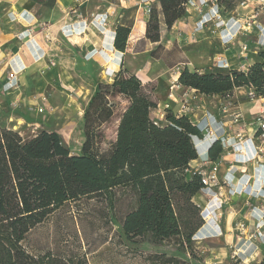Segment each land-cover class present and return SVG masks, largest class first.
I'll return each instance as SVG.
<instances>
[{"label": "trees", "instance_id": "16d2710c", "mask_svg": "<svg viewBox=\"0 0 264 264\" xmlns=\"http://www.w3.org/2000/svg\"><path fill=\"white\" fill-rule=\"evenodd\" d=\"M189 1L158 0L169 30L188 18ZM54 3L51 0L46 5L52 7ZM228 5L227 10L237 6L229 9ZM139 31L138 24L132 38ZM130 33L127 26L117 27L113 46L118 52L126 51ZM146 39L152 43L161 40L155 5L146 24ZM163 50L160 44L150 56L159 59ZM178 83L203 95L222 98L232 96L238 88L253 87L256 95L264 98V49L247 72L232 69L200 73L186 67ZM111 86L130 104L107 152H101L97 143L100 129L110 117L108 103L97 104L103 93L91 99L85 113V141L78 155H71L56 132L42 131L26 140L19 132L0 127V264L61 263L51 254L37 257L27 252L23 243L28 234L53 219L67 203L95 200L113 210L116 191L121 187L136 196L135 207L121 223L127 236H149L156 244L174 242L183 251H190L195 235L205 224L202 209L194 200L203 190L201 175L189 168L199 158L196 144L203 138L202 130L188 117H178L171 110L167 112V124H156L152 112L158 102L135 74L124 76L120 70ZM222 152L219 141L208 148L213 161ZM165 262L193 264L175 258Z\"/></svg>", "mask_w": 264, "mask_h": 264}, {"label": "rangeland", "instance_id": "374dc122", "mask_svg": "<svg viewBox=\"0 0 264 264\" xmlns=\"http://www.w3.org/2000/svg\"><path fill=\"white\" fill-rule=\"evenodd\" d=\"M42 1L45 5L51 2V0ZM238 1L240 0H226L220 1V3L229 4V9H231L237 5ZM240 12L242 11L240 10ZM83 30L86 31L85 29ZM104 30L98 28L88 31L96 40H99V37H103L104 42L102 45H98L97 49L93 46H87L86 55L83 54L82 56L85 57L88 63H80V65L82 64L81 66L77 64L75 67V61L67 58L61 63L62 70L66 74L62 77L59 74H52L54 76L50 78L51 82L46 85L44 82L46 81L45 78L37 73L38 77L31 79L28 77L22 78L21 82H19V87L16 89L10 88L7 91L4 86L1 87L0 127L15 130L26 140L31 139L42 131L56 132L61 135L65 144L69 147L71 155H78L85 141V113L89 109L91 99L97 93H103L104 98H100L97 104H104L106 101L110 117L102 125L97 143L101 152H107L116 140L121 117L130 104L128 98L121 95L116 88L111 86L119 75V69L122 70L124 76L131 75L137 71L142 82H146L153 99L158 102L157 110L152 112V118L159 124H167L166 116L168 110L179 116L181 101L184 99L190 101L193 107L188 116L189 120L193 124L200 120L199 110H195L194 104L196 103L195 97L201 93L193 91L189 87L180 86L178 80L175 79L176 74L181 72L183 68V66L177 64L182 58L181 50H173L168 54L167 65H176V70L174 69L167 73L159 71L157 75L151 76L154 81L150 82L147 81L145 73L139 72V69L149 70L151 68V66L146 64V60L143 57L137 60L133 57V54L129 53V56L125 57L123 55L120 58V63L116 55L112 56L111 42L107 39L108 35L105 34ZM250 38L246 37L243 41H248L251 44L252 39ZM217 40L219 41L220 39L217 38ZM144 48L147 49L148 47L145 46L143 41L136 43L134 47L135 51L143 50ZM187 48L193 55L210 56L212 61L213 57L221 52L212 37L211 42L209 39H205L201 44L191 45ZM66 50L68 51V49ZM110 56H112L111 61ZM106 62L108 63L106 64ZM114 63H120L118 69L109 71L108 67ZM249 63L251 62H246L245 64ZM50 64L52 68L59 66L57 62H55V65L51 62ZM126 66H129L131 71L126 69ZM207 71L211 72V68L208 67L204 71L199 72L204 73ZM167 95L171 97V99L169 98L171 100L169 103L165 101ZM199 98L201 102H204V105H207V109L208 107L211 108L212 113L218 110L217 100L213 96L208 99L205 97ZM263 99L258 96L257 100L249 102L248 107L256 104L262 105V107L257 105L259 109L257 107L255 109L259 113V110L264 109ZM242 100H247V98ZM166 105L169 107L166 108ZM177 105H179V108ZM195 112H198L197 115H194ZM198 126L203 128L202 125ZM200 141H197L196 144L199 155L202 152ZM248 166L251 168V163H248ZM206 167L208 168V166ZM189 168L190 171L194 170L191 166ZM233 172L237 173L238 180L244 182L251 180V172L248 170L234 169ZM263 188V184L255 186V190L262 194H264ZM236 189L234 187V192L237 191V193L224 190V199L227 201L231 195H243V189L241 192ZM248 192L249 189H246L245 193ZM116 193L117 198L113 210H109L104 204L95 200L87 201L84 204L79 202L67 203L65 207L56 213L53 219L39 225L30 232L23 246L27 252L34 256L51 254L62 260L61 263L56 264H168L165 262L168 258H175L181 262L186 261L193 264L199 263V261H201V264H207L206 262L208 264L215 262L217 264H264V248L253 254L250 251L253 247L252 245L247 248L241 246L242 242L244 244L246 243L245 241H253L248 239V233L245 234L243 241L241 240V245L236 247L234 244L231 248L227 247L226 241L223 242L222 240V238H225L226 232H224L223 236L220 233L212 234L208 232L209 227L215 231H220V228L211 220L207 221L209 227L202 230L200 236L194 238L190 251H183L174 242L156 244L149 236L129 237L125 234L121 223L125 215L135 207L136 196L133 191L125 187L118 188ZM211 194L213 193L210 190H201L196 195L201 198L198 196L194 199L197 206H200L202 210L205 209L211 200ZM262 201L263 199L260 198V205H264ZM227 207L224 204L222 208V226L226 217ZM207 222L205 221V226ZM261 223L264 224L263 219ZM232 232L237 236L236 231ZM231 244H233V239ZM251 254L253 255L250 256Z\"/></svg>", "mask_w": 264, "mask_h": 264}, {"label": "crops", "instance_id": "0c3cea01", "mask_svg": "<svg viewBox=\"0 0 264 264\" xmlns=\"http://www.w3.org/2000/svg\"><path fill=\"white\" fill-rule=\"evenodd\" d=\"M212 1L214 0H190L186 5L189 14L188 18L176 22L169 30L158 0H55L52 7H47L43 1L0 0V88L4 86V88L9 91L10 86H12V83L7 82V75L9 72L18 74V76H20V82L22 78L25 77L29 79L38 77L39 75H37V73H39L45 78L46 81L44 82L46 85L51 82L50 78L54 76L52 74H59L60 77L66 74L61 67V63L64 59L69 58V60H74L76 64L75 67L77 64L81 66L82 64L80 65V63H88L85 57L82 56L83 54L86 55L87 46H93L97 49L98 45L100 46L104 43L103 37H99V40H96L88 33L89 30L93 31L98 28L105 29L104 32L108 35V37H106L111 42L112 56L116 55L118 59H120L123 55L126 57L131 53L137 60L142 59V57L146 60V64L151 66V68H149V70L144 68L139 69V72L142 71L145 73L147 81L150 82L154 81L151 76L157 75L159 71L167 73L168 71L176 70V65H167V61L169 60L168 54L173 50H181L182 58L177 63L183 66L181 72L184 71L186 67L192 72L204 71L208 67L215 72L219 70L225 73L232 69L247 72L249 67L258 60V55L251 53L248 59H245L240 55V42H235L233 45L228 46L224 45L221 36L213 32V27L209 20L213 5ZM220 1L223 2L226 0ZM223 4L226 5V3ZM153 5H155L159 11L161 40L158 43H152L146 39V24L150 18V13H147V10ZM138 24L140 25L139 35L132 38L134 28ZM120 25L131 28L127 49L122 53H120V51L118 52L113 46L116 29ZM211 37L214 42L217 43L218 49H221V52L213 57V61L210 56L193 55L187 48L191 45H199L205 41V39H209L211 42ZM217 38L220 40L218 41ZM250 39L253 38L251 37ZM141 41H143L148 48L135 51V44ZM160 44L164 47V50L161 52V58L153 59L150 56V52L156 49ZM64 45L68 51L64 48ZM250 45L254 46L253 42ZM226 47L229 48L226 49ZM112 56H110V61ZM220 56L225 60L227 65L218 62ZM49 61L53 65L57 62L59 66L52 68ZM108 62H106V64ZM246 62L251 63L246 65ZM120 63H116V65L119 66ZM147 66H145V68H147ZM126 67V69L131 71L129 66ZM181 72L176 74V80H178ZM132 74L139 77L137 71ZM143 84H146V82L143 81ZM192 90L196 91L194 89ZM246 92H248V87L236 89L232 95V101L234 108H240L244 113L245 122L248 123L252 120L250 109L254 105L252 104L253 106L248 107L251 101H248V99L242 100L246 98L244 94ZM199 97L208 99L212 96L199 94V96L197 95L195 97V110L198 109V115H200V120L194 122L195 125L199 123H202L203 126L210 124L219 135H222L224 131H228L233 135L235 131L241 127L234 125L230 118L222 113L221 108L223 104L226 103L225 98L213 96V98L217 100L218 110L212 113L211 108L208 107L207 109V105H204V102H201ZM169 98L171 99V97L167 95L165 100L167 103L171 102ZM262 101L264 102V99ZM257 105L262 107V105L256 104L257 108ZM177 107L179 108V105H177ZM197 113L198 112H195L194 115H197ZM249 134L252 135V130H249ZM210 146L211 144L201 145L202 152L200 158L205 157V153ZM200 158L190 163L192 169H197ZM228 168V164L223 163L221 165L219 172L220 178H224L227 175L229 171ZM241 169L242 168L239 170ZM244 170L251 172V180L248 182L238 180L236 176L237 173H235L236 190L241 192L246 184H251L253 186L258 184L264 185V166L260 167L259 171H256L253 165L251 168H249V166L244 168ZM254 179L256 180L255 182ZM234 193H237V191ZM228 199L226 204L228 206L227 213L223 224L224 227L221 222L219 233L223 236L224 232H226L225 238H222V240L223 242L226 241L227 247L231 248L234 244L236 247L241 245V240L244 238L245 234L254 231L255 215L253 214L258 213L257 208H261L263 205L259 204L260 198L252 199L250 204L247 205L249 199L247 194L240 196L232 195ZM262 202H264V200ZM253 208L254 210L252 211ZM259 219L260 218H258V220ZM241 224H245V231H241ZM232 231H236L237 236H235ZM232 239L233 244H231ZM245 242L244 244L242 242L241 246L247 248L252 245L253 247L250 251L253 254L262 250L264 248V230L262 231L261 237L259 236L257 240ZM206 263L208 264V262Z\"/></svg>", "mask_w": 264, "mask_h": 264}, {"label": "built area", "instance_id": "2783aa9c", "mask_svg": "<svg viewBox=\"0 0 264 264\" xmlns=\"http://www.w3.org/2000/svg\"><path fill=\"white\" fill-rule=\"evenodd\" d=\"M212 2L213 5L209 20L213 27V32L221 36L224 45L228 46L233 45L235 42H240V55L245 59H248L251 53L258 55V53L264 49V0H240L233 10H227L225 5L221 4L219 0H214ZM240 10L242 12H240ZM147 13H151V8L147 10ZM224 33L226 34L223 35ZM246 37L253 38L252 42L254 46H251L248 41H243ZM228 48L229 47H226V49ZM218 62L227 65L221 56ZM7 82L12 83L10 88L16 89L19 87L20 76L14 72H9L7 75ZM245 97L252 102L258 98L253 87H248V92L245 93ZM225 100L226 103L223 104L221 108L222 113H224L226 117H229L234 125L241 126L233 135L228 131H224L222 135H219L210 124L206 126H203L202 123L196 124L197 126L202 125L203 127L201 128L203 138L200 141V145H212L219 141L223 148V152L215 161L209 158L208 151H206L204 158H200V154V162L197 169L194 170L201 175L203 189L210 190L213 193L211 194V200L208 206L202 210L203 219L207 222V218L214 215L215 224L219 227L223 218L222 208L224 204L228 202V200L226 201L224 199V190L234 192V187H236L234 186L236 176L233 170H239L240 168L244 170V168H247L248 163H251L256 171H259L260 167L264 166V109L259 110V113H257L255 110L256 105H254L250 109L252 120L246 123L244 113L240 108H234L232 96H227ZM181 103L179 116H177L188 117L193 107L187 99L182 100ZM168 107L169 106L166 105V108ZM155 123L159 124L157 121H155ZM249 130H252V135L249 134ZM231 157H233V159H231ZM223 163L229 165V171L224 178H220L219 172ZM206 166H208V168ZM246 189H249L248 193H245ZM243 190V194H247L249 197L247 205H249L254 198H262L264 200V194L255 190V186L251 184H246ZM262 191L264 193V188ZM257 209L259 214H253L255 215V225L253 226L254 231L248 234L249 240H257L259 236L261 237L263 231L264 224H262L261 221L262 219L264 220V205ZM253 210L254 208L252 211ZM258 218L260 219L258 220ZM207 227H209L208 222L206 226L204 224L195 237L200 236V232ZM240 228L241 231H245V224H241ZM208 232L212 234L219 233L218 230H211L210 227Z\"/></svg>", "mask_w": 264, "mask_h": 264}, {"label": "bare ground", "instance_id": "6f19581e", "mask_svg": "<svg viewBox=\"0 0 264 264\" xmlns=\"http://www.w3.org/2000/svg\"><path fill=\"white\" fill-rule=\"evenodd\" d=\"M119 60H120V59H119ZM117 67H118V66H117L116 64H111L110 67H108V69H109V71H110V70H113V71H114V70L118 69ZM119 71H120V69H119ZM111 74H112V73H111ZM112 75H114V74H112ZM255 181H256V180L254 179V182H255ZM208 220H209V221L211 220V221H213V222L215 223V216H214V215L209 216V217L207 218V221H208ZM209 221H208V222H209ZM210 223H211V222H210ZM218 227H219V226H218Z\"/></svg>", "mask_w": 264, "mask_h": 264}, {"label": "water", "instance_id": "95a60500", "mask_svg": "<svg viewBox=\"0 0 264 264\" xmlns=\"http://www.w3.org/2000/svg\"><path fill=\"white\" fill-rule=\"evenodd\" d=\"M205 215V214H204Z\"/></svg>", "mask_w": 264, "mask_h": 264}]
</instances>
